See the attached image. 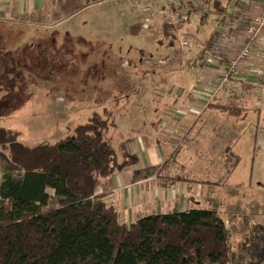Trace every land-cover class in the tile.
Returning <instances> with one entry per match:
<instances>
[{
    "label": "rangeland",
    "instance_id": "374dc122",
    "mask_svg": "<svg viewBox=\"0 0 264 264\" xmlns=\"http://www.w3.org/2000/svg\"><path fill=\"white\" fill-rule=\"evenodd\" d=\"M238 1L246 0H209L210 16L202 23L192 20L188 29H196L198 38L206 40L219 28L222 13H232ZM100 21L102 29L96 32L69 25L38 29L39 40L21 44L14 33L12 46L0 39V128L19 132V140L29 147L44 141L54 144L99 113L116 123L108 134L115 148L124 121L130 135L162 143L166 118L161 111L170 107L174 96L186 95L181 88L176 89L179 94L172 93V87L198 83L200 63L185 66L194 63L200 48L195 42L194 49L181 52L177 46L160 44L162 32L154 27L130 33L126 22L113 28L103 14ZM169 58L167 64L159 62ZM258 103L246 104L241 119L206 111L196 119L195 124L200 121L195 129L174 143L169 165L194 189L206 186L205 195L209 190L210 197L217 198V210L231 235L233 264L245 259L264 262V105ZM150 117L153 122L158 117L159 123H150ZM213 117L217 124L207 121ZM202 203L204 209L213 208L212 203ZM242 249L248 253L240 256Z\"/></svg>",
    "mask_w": 264,
    "mask_h": 264
},
{
    "label": "trees",
    "instance_id": "16d2710c",
    "mask_svg": "<svg viewBox=\"0 0 264 264\" xmlns=\"http://www.w3.org/2000/svg\"><path fill=\"white\" fill-rule=\"evenodd\" d=\"M208 1H202L206 7ZM238 10L222 13L219 30L225 15ZM210 14H188L180 33L195 35L196 42L197 30L183 27ZM161 30L160 44L180 50L172 24L166 21ZM214 102L209 110L230 118L247 112ZM116 128L113 119L95 113L72 136L33 147L19 140V132L0 128V154L7 160L0 186V264H233L230 231L216 207L149 215L127 225L104 197L95 196L99 183L128 165L118 162L108 141Z\"/></svg>",
    "mask_w": 264,
    "mask_h": 264
},
{
    "label": "crops",
    "instance_id": "0c3cea01",
    "mask_svg": "<svg viewBox=\"0 0 264 264\" xmlns=\"http://www.w3.org/2000/svg\"><path fill=\"white\" fill-rule=\"evenodd\" d=\"M260 4L261 0L238 1L232 12L242 5L253 6L257 11ZM102 14L106 16L107 23L113 28H117L114 23L119 24L120 21H123L128 25V32L131 33L132 29L142 31L138 27V16L132 8L131 0H0V39L6 42V46H12L11 40L14 33L20 35L17 43L21 44L22 42L34 41L36 38L39 40L37 37L39 33L36 31L38 29L49 31L69 27V25L72 27L84 25L83 29L89 28L95 31V28H98L101 30ZM164 21L159 17L155 22L153 27L157 29V32L164 28ZM183 29L190 32L186 25ZM216 31L217 29L211 33L210 37H206L207 41L197 38L195 47L200 48L199 54L205 50V43L212 39ZM89 37L95 40L94 36ZM198 48H195L194 52ZM198 55L194 59L195 61H197ZM170 61L169 58L162 61L161 64H167ZM195 61V66L201 63L200 60L199 62ZM185 68L189 69L188 66ZM209 77H212V74L201 72L199 80ZM199 80L197 86L195 83H190V87L187 84V87H172V93L179 94L176 89L181 88L186 95L174 96V99H171L170 107L161 111V115L166 118L162 129V136L164 137L162 143L159 140L154 143L149 142L145 135H130L128 131L126 132L125 124L127 121L123 123L125 131L121 132L122 137L117 138L119 145L115 139H111L116 142L118 147L113 146L117 153L118 162H128V165L122 172L116 173L110 179L99 183L95 188V196L104 197L105 203L121 215L123 223L131 225L149 215L170 214L191 208H202V202H207V205L212 203V206L217 208V198L214 199V196L211 198L208 194L209 190L205 195L206 186L194 189L195 186H190L188 180L177 175V172L169 167L175 149L174 143L186 135L188 130L195 129V125L202 119V115L209 110L207 108L199 115V110L204 106V103L201 98H196L193 95V91H190L199 87ZM248 80L245 81L247 85L241 99L236 97L237 92L234 91V96L228 97L221 94L214 103H228L243 107L246 104L261 105L258 103L260 100L253 96L255 88L252 86V82H255V79ZM169 109L173 110L174 117L170 116L171 111ZM198 118L200 120L195 124ZM150 119V123L155 125L160 121L158 117L154 122L151 117ZM207 121L217 124L216 117L207 119ZM166 123L168 127L164 126ZM127 134L129 137L125 138L124 135ZM170 147L173 148L171 153H169ZM211 147L216 149L217 145ZM6 165L7 160L0 154V186ZM215 197H217L216 194ZM243 253H248V251L242 249L239 255L242 254L243 256ZM239 261L241 264H252V261L247 259ZM257 264H264V262H257Z\"/></svg>",
    "mask_w": 264,
    "mask_h": 264
},
{
    "label": "built area",
    "instance_id": "2783aa9c",
    "mask_svg": "<svg viewBox=\"0 0 264 264\" xmlns=\"http://www.w3.org/2000/svg\"><path fill=\"white\" fill-rule=\"evenodd\" d=\"M202 1L131 0L139 29L149 30L161 17L172 24L181 51H191L195 42V35L179 30L189 20L188 14L201 19L210 13ZM258 7L256 11L253 6L242 5L235 14L225 15L223 28L203 51L202 69L212 77L203 78L193 91L204 103L199 115L221 94L231 97L236 91V97L241 99L248 79H255L253 96L264 103V0Z\"/></svg>",
    "mask_w": 264,
    "mask_h": 264
}]
</instances>
